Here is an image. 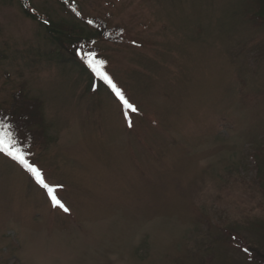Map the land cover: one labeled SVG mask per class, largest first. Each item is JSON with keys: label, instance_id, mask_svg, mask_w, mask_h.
Instances as JSON below:
<instances>
[{"label": "rangeland", "instance_id": "obj_1", "mask_svg": "<svg viewBox=\"0 0 264 264\" xmlns=\"http://www.w3.org/2000/svg\"><path fill=\"white\" fill-rule=\"evenodd\" d=\"M70 1L77 22L55 0H28L76 30L91 18L125 30L128 43L97 49L137 112L0 0V103L20 85L42 100L36 166L69 209L0 153V264H264L251 157L264 147V23L252 0Z\"/></svg>", "mask_w": 264, "mask_h": 264}, {"label": "trees", "instance_id": "obj_2", "mask_svg": "<svg viewBox=\"0 0 264 264\" xmlns=\"http://www.w3.org/2000/svg\"><path fill=\"white\" fill-rule=\"evenodd\" d=\"M17 2L27 17L38 22L46 29V34L43 36L46 42L55 46L60 51H65L70 55L72 54L75 62L81 67L82 72L90 77L91 82H101L112 94H115L106 82L95 76L82 57L89 52L95 53L96 58L104 60L107 67L109 63L103 58L101 51L97 49V44L110 43L122 45L128 43L129 41L126 39L125 30L122 27L108 26L107 22L91 18L86 20L82 19L86 29L76 30L75 26L78 25L77 23H57L48 14L35 11L28 0H17ZM55 2L66 10L71 11L73 9L74 11H71V14L73 15L74 21L77 22L81 18V13H79L72 1L55 0ZM251 4L253 6V12L250 16L264 23V0H252ZM89 21H92V23H89ZM107 73L109 74L108 71ZM117 99L127 114L130 110L123 105L119 98ZM0 124L5 126L2 131L11 133L12 137L18 141L19 146L27 153L29 162L37 165L36 159L49 141V125L45 120L42 100L31 97L25 85H20L6 101L0 103ZM9 125L10 127H8ZM2 154L8 157L4 153ZM251 157L254 159L257 167V176L264 183V147L252 152ZM8 158L12 160L10 157ZM14 162L39 186L31 173L18 162ZM40 187L45 191L51 202L47 190L42 186ZM262 263L263 261L261 259L259 264Z\"/></svg>", "mask_w": 264, "mask_h": 264}, {"label": "snow or ice", "instance_id": "obj_3", "mask_svg": "<svg viewBox=\"0 0 264 264\" xmlns=\"http://www.w3.org/2000/svg\"><path fill=\"white\" fill-rule=\"evenodd\" d=\"M45 23H47V21H45ZM89 23H92V21H89ZM82 59L85 60L87 66L91 69L95 76L108 84V86L112 89V91L127 109L131 110L132 112H137V108L129 102V100L125 97L124 92L116 85V83H114L111 76L105 70L106 62L104 60L97 59L96 54L92 52L87 53L82 57ZM131 126L132 124L129 122V127ZM4 127V125L0 124V153H4L12 160L18 162L23 168L31 173L36 182L47 190L53 207H58L66 213L69 212L68 207H66L61 199L58 198L56 194V188L50 186L49 183L46 182L44 174L39 167L29 162L27 153L19 146L18 141L12 137L11 133L2 131ZM8 127H10V125ZM244 252L251 255L249 249L247 248L244 249Z\"/></svg>", "mask_w": 264, "mask_h": 264}]
</instances>
